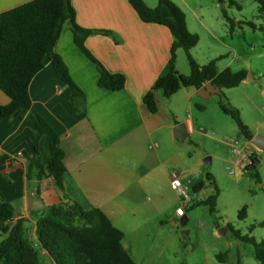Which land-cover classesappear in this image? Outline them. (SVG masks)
<instances>
[{
    "label": "crops",
    "instance_id": "0c3cea01",
    "mask_svg": "<svg viewBox=\"0 0 264 264\" xmlns=\"http://www.w3.org/2000/svg\"><path fill=\"white\" fill-rule=\"evenodd\" d=\"M31 1L0 0V13ZM143 1L150 8L158 2ZM178 1L185 8L176 3L185 14L187 29L194 33L197 10L187 13L185 0ZM70 4L79 27L109 32L92 33L84 45L104 70L122 75L125 85L121 91L99 88L96 65L75 46L69 24L62 25L54 52L83 93L84 110H71L66 86L49 59L31 79L28 94L32 111L59 137L65 168L63 191L57 189L48 168L47 136L38 141L42 176L30 166L35 129L31 113L21 119L0 121V198L11 206L14 220H23L26 236L33 243L39 215L61 203L97 208L121 230L139 213V200L144 194L159 196L162 191L163 159L158 145L153 148V144L178 124L177 111L184 105L191 107L197 95H204L192 87L182 88L169 98L157 91V111L149 113L143 98L168 69L173 42L170 31L161 25L143 23L128 0H70ZM8 102L0 92V106ZM182 122L188 135L191 120ZM165 178L168 185L169 176ZM40 263L53 264L44 252H40Z\"/></svg>",
    "mask_w": 264,
    "mask_h": 264
},
{
    "label": "rangeland",
    "instance_id": "374dc122",
    "mask_svg": "<svg viewBox=\"0 0 264 264\" xmlns=\"http://www.w3.org/2000/svg\"><path fill=\"white\" fill-rule=\"evenodd\" d=\"M185 2L187 13L197 10L192 31L198 43L189 50L190 56L204 65L216 61L217 70L244 71L246 79L205 98L197 95L191 107L184 105L177 111L178 124L191 120V130L183 141L174 139L172 132L155 141L163 159L162 191L159 196L146 193L140 198L139 213L120 230L122 245L135 264H259L254 247L236 234L257 243L264 240V226H260L264 222V148L246 141L221 104L235 109L253 136L264 138V33L260 31L264 16L253 0H223L221 6L218 0ZM222 10L234 25L232 32ZM175 63L179 74L189 75L182 49L175 52ZM235 150L249 158L253 155L254 169H245L251 161L242 169ZM172 173L181 175V183L189 182L191 200L183 208L184 226L176 216L180 199L165 184V176ZM195 187L199 190L194 192ZM215 193L214 213L208 205H195ZM243 208L245 217L239 219Z\"/></svg>",
    "mask_w": 264,
    "mask_h": 264
},
{
    "label": "trees",
    "instance_id": "16d2710c",
    "mask_svg": "<svg viewBox=\"0 0 264 264\" xmlns=\"http://www.w3.org/2000/svg\"><path fill=\"white\" fill-rule=\"evenodd\" d=\"M258 13L264 16V0H253ZM143 23L166 27L173 38L168 69L146 93L143 103L149 113L157 111L154 93L162 92L169 98L182 88L199 90L204 84L230 89L246 79V72H233L229 68L216 69V61L198 65L190 56L189 50L198 43L197 35L187 29L184 12L170 0H158L154 8L143 0H128ZM221 6L223 0H218ZM222 16L232 32L233 23L222 10ZM68 23L75 46L96 65L99 78L98 87L109 91H121L125 80L122 75L110 74L93 58L85 48L84 41L92 33L108 35L106 31H92L79 27L74 21V11L70 0H33L9 11L0 13V92L9 102L0 106V121L5 118L21 119L31 113L34 121L32 139L33 159L30 166L40 171L38 141L43 135L49 140L50 157L48 168L52 173L57 189L63 191V151L59 137L50 126L31 109L28 86L33 76L41 70L45 59H49L56 75L66 86L71 110L81 113L85 98L70 78L62 59L55 54L54 45L64 23ZM264 33V27L260 28ZM182 49L189 64V75L177 73L175 52ZM221 110L236 123L241 135L250 142L253 134L240 121L238 112L221 104ZM246 171L254 169V156ZM210 180V178H208ZM199 190L195 187L193 191ZM215 195L195 205H208L210 213L215 212ZM245 217L243 208L239 219ZM260 226H264V222ZM252 228H250L251 230ZM237 237L254 247V257L264 264V240L259 243L252 238ZM0 264H41L40 252H44L53 264H135L122 245L123 233L116 229L110 220L97 208L84 209L77 203L58 204L47 208L36 222V242L26 236L22 219H13L11 206L0 198ZM222 258L225 255H218Z\"/></svg>",
    "mask_w": 264,
    "mask_h": 264
},
{
    "label": "built area",
    "instance_id": "2783aa9c",
    "mask_svg": "<svg viewBox=\"0 0 264 264\" xmlns=\"http://www.w3.org/2000/svg\"><path fill=\"white\" fill-rule=\"evenodd\" d=\"M152 147L156 148L157 144H153ZM235 154L239 156L237 164L241 165V167L243 169L245 167V162L246 163L250 162V158L242 155L241 151H239V150H235ZM180 177H181V175L179 173H172L169 176V184H170L171 188L175 191L176 195L180 199V207L176 210L177 218H181L182 216H184L183 208L186 207L191 200L190 197L188 196V191H189L188 183L189 182H187V184L181 183Z\"/></svg>",
    "mask_w": 264,
    "mask_h": 264
},
{
    "label": "water",
    "instance_id": "95a60500",
    "mask_svg": "<svg viewBox=\"0 0 264 264\" xmlns=\"http://www.w3.org/2000/svg\"><path fill=\"white\" fill-rule=\"evenodd\" d=\"M249 79L250 78L248 76V80ZM198 91L204 93V95H200L203 98L208 97L211 94L220 93V89L210 83L204 84ZM172 136L176 140L183 141L187 137V130H186L185 124L184 123L177 124L172 129ZM249 143L256 148H259V149L264 148V138L261 136H253ZM204 162L209 163V159L204 160ZM176 221L177 220H175V222ZM186 222H187V218L185 216H182L179 219V223L181 226H184Z\"/></svg>",
    "mask_w": 264,
    "mask_h": 264
}]
</instances>
